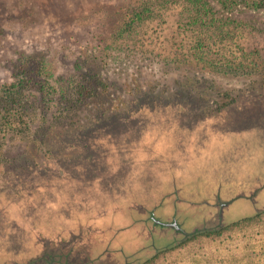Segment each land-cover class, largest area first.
Returning a JSON list of instances; mask_svg holds the SVG:
<instances>
[{"label": "rangeland", "instance_id": "374dc122", "mask_svg": "<svg viewBox=\"0 0 264 264\" xmlns=\"http://www.w3.org/2000/svg\"><path fill=\"white\" fill-rule=\"evenodd\" d=\"M123 1L0 0V84L11 79L4 64L16 50L46 51L52 72L63 76L87 54L94 72L92 55L109 43L107 14ZM236 17L264 22V11ZM174 31L171 16L151 22L141 47L151 59L110 62L103 73L116 88L72 116V128L56 127L40 150L23 149L31 160L0 162V264L11 256L22 262L14 256L21 249L31 255L51 228L79 222L105 228L101 238L119 264L142 247L175 242L181 244L146 264H264V115L255 102L264 85L255 69L264 32L246 38L238 30L230 44L213 46L222 61L249 63L236 73L193 59L184 50L193 34L172 39ZM240 47L258 50L254 66ZM6 144L10 157L19 147ZM217 191L224 201L242 195L226 207L219 230L187 238L160 231L149 217L153 211L164 219L175 209L186 231L215 225Z\"/></svg>", "mask_w": 264, "mask_h": 264}, {"label": "trees", "instance_id": "16d2710c", "mask_svg": "<svg viewBox=\"0 0 264 264\" xmlns=\"http://www.w3.org/2000/svg\"><path fill=\"white\" fill-rule=\"evenodd\" d=\"M251 10L264 11V0H124L107 14L110 23L107 31L109 43L92 55V62L97 66L94 72L88 71L91 57L87 54L77 57L74 71L63 76L62 73L52 72L51 59L46 51L16 50L15 55L4 64L11 79L0 84V162L14 161L17 164L31 160L23 149L27 148L31 152L40 150L44 143L54 139L51 133L56 127L72 128L76 124L72 116H78L89 101L116 88L110 72L103 73L110 62H130L138 54L141 57L143 54L148 55L147 58L151 59V51L141 47L148 38L145 35L146 28L153 21L157 20V24H161L167 16H171L175 31L170 38H176L180 32L185 36L193 34L192 40L186 44L187 48L184 43L185 52L194 55L193 59L209 63L213 70L247 72L251 69L248 68L249 63H235L232 59L222 61L221 57L213 55V46L223 40L230 44L238 30L246 38L250 34L252 38H256L254 34H262L264 22L254 19L245 21L236 17L238 13ZM2 34L3 29L0 27V36ZM239 51L244 57L250 56V64L255 65L253 55L257 54V49L240 47ZM262 59L255 65L260 66L255 69L262 70L261 76L264 77ZM256 96L259 101L256 99L255 102L260 103V111L264 115V85ZM233 101L231 99L230 103ZM252 107L256 112L255 106ZM67 113H71L68 120L55 122L57 118L64 119ZM7 141L15 148L19 147L10 157L4 155ZM260 212L256 210L249 218H255ZM179 244L150 246V251L142 247L120 264L149 263Z\"/></svg>", "mask_w": 264, "mask_h": 264}, {"label": "flooded vegetation", "instance_id": "af4514ba", "mask_svg": "<svg viewBox=\"0 0 264 264\" xmlns=\"http://www.w3.org/2000/svg\"><path fill=\"white\" fill-rule=\"evenodd\" d=\"M260 190H255L253 195L257 196ZM250 196H252V194H250ZM213 198L214 202L212 204L217 207V212H215L217 223L202 228L194 227L192 231L195 230L199 233L204 229H219L217 226H219L220 220L223 219L224 211L228 205H221L224 200L220 198L218 191L214 194ZM205 203L207 205L210 204L208 201H205ZM221 208L222 218L219 219L218 214ZM149 217L153 225L159 228L160 231L169 228L173 231L174 235L184 236L182 233L176 232V229L170 225H178L180 228L184 229L182 222L176 219L175 209L170 217L164 219L155 217L153 211H150ZM98 222H100V220ZM204 225L207 224L204 222ZM64 227L65 226L61 228H49L51 231L45 233L41 241L34 245L33 254L25 255L23 249L16 253L14 256L16 258H22V262H19L17 259H12L11 256V260L5 264H119L118 260L111 257V253L108 251L107 243L109 240L106 241L101 238L105 228H102L97 222L95 225H90V223H88L86 228L83 227L82 222H79L73 227Z\"/></svg>", "mask_w": 264, "mask_h": 264}, {"label": "water", "instance_id": "95a60500", "mask_svg": "<svg viewBox=\"0 0 264 264\" xmlns=\"http://www.w3.org/2000/svg\"><path fill=\"white\" fill-rule=\"evenodd\" d=\"M239 197H242V195H236L233 198H230L228 200H225V201L222 202L221 205L222 206L229 205L232 201H234L235 199H237ZM221 210H222V208L220 209V212L218 214V218L219 219L222 218ZM159 223H161V222H159ZM170 225H172L176 229V232L182 233L185 237H190V236L194 235L195 233H197V231H195V230H193V231H186L185 229L180 228L178 225H174V224H170Z\"/></svg>", "mask_w": 264, "mask_h": 264}, {"label": "crops", "instance_id": "0c3cea01", "mask_svg": "<svg viewBox=\"0 0 264 264\" xmlns=\"http://www.w3.org/2000/svg\"><path fill=\"white\" fill-rule=\"evenodd\" d=\"M183 245H184V244H183ZM183 245H182V246H183ZM183 247H184V246H183ZM176 248H177V247H176ZM174 249H175V248H174ZM174 249H172V250H170V251H173ZM170 251H167V252H165L164 254H166V253H168V252H170ZM162 254H163V253H162ZM162 254H160V255H162ZM160 255H159V256H160ZM159 256H158V257H159ZM158 257H157V258H158ZM155 259H156V258H155ZM155 259H154V260H155ZM156 260H157V259H156Z\"/></svg>", "mask_w": 264, "mask_h": 264}]
</instances>
